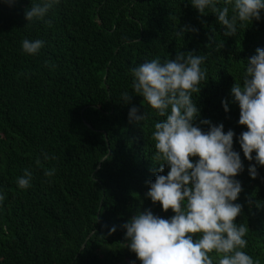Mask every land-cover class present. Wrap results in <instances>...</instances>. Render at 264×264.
<instances>
[{"label": "trees", "instance_id": "trees-1", "mask_svg": "<svg viewBox=\"0 0 264 264\" xmlns=\"http://www.w3.org/2000/svg\"><path fill=\"white\" fill-rule=\"evenodd\" d=\"M42 2L0 0V264H141L122 224L146 209L163 218L174 213L146 195L147 182L161 174L152 133L165 117L136 95L132 69L190 51L205 57L207 77L192 96L200 109L195 123L207 119L235 133L244 166L235 177L243 206L237 223L248 227L244 251L264 264V166L250 176L255 160L239 144L247 128L231 93L248 58L264 48V11L259 21L237 20L235 35L225 36L217 15L210 8L201 15L190 0H60L43 20L28 22L25 10ZM216 6L234 14L225 0ZM24 39L44 46L27 54ZM124 93L133 95L130 103ZM132 106L148 118L129 122ZM25 169L32 179L21 189L16 181ZM210 255L215 264L217 254Z\"/></svg>", "mask_w": 264, "mask_h": 264}, {"label": "clouds", "instance_id": "clouds-1", "mask_svg": "<svg viewBox=\"0 0 264 264\" xmlns=\"http://www.w3.org/2000/svg\"><path fill=\"white\" fill-rule=\"evenodd\" d=\"M12 6L15 0H4ZM60 0H43L25 10V19H41ZM201 15L211 9L225 28V36H234L237 20L259 21L264 11V0H225L232 5L234 14L229 17V7L218 8L217 0H190ZM51 23V21H47ZM193 32L195 28H182ZM179 34V33H178ZM44 46L40 39L22 41V50L37 54ZM205 57L193 52H178L174 59L161 62L159 58L145 61L132 69L133 89L161 117L155 123L152 139L155 141V162L159 164L154 181H148L147 197L159 202L164 212L174 214L163 218L151 209L132 215L122 227L126 229L127 246L141 264H214L210 255L215 252V264H259L244 249L248 246L245 236L248 227L237 223L243 206L237 203L242 191L235 177L243 171L240 153L233 149L232 129L214 125L204 119L195 123L200 115L193 93L206 82V70L201 68ZM243 83H234L231 93L239 105L240 125L247 130L239 135V144L248 161L250 176L258 175L256 165L264 166V48L248 58ZM133 95L124 93L122 100L130 103ZM225 111L228 101H222ZM148 118L139 108L129 110V122L140 124ZM201 124L209 125L205 131ZM255 153V156H253ZM45 160L50 159L43 153ZM55 157H51L54 159ZM193 158H196L195 160ZM37 165L40 160L37 159ZM165 166L169 171L164 173ZM55 169H46L44 175L53 176ZM31 171L17 178L21 189L30 187ZM5 196L0 194V202ZM116 231L113 226L109 234ZM135 264V261L132 262Z\"/></svg>", "mask_w": 264, "mask_h": 264}]
</instances>
